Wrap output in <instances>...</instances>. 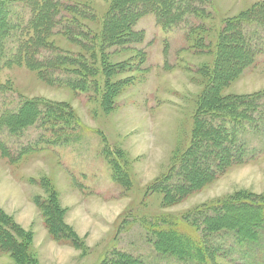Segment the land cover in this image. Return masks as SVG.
<instances>
[{
    "label": "rangeland",
    "instance_id": "obj_1",
    "mask_svg": "<svg viewBox=\"0 0 264 264\" xmlns=\"http://www.w3.org/2000/svg\"><path fill=\"white\" fill-rule=\"evenodd\" d=\"M82 2L83 10L99 18L112 5L110 0ZM256 4L260 10L254 8ZM195 5L203 8L204 17H187L184 23L168 31L160 27L155 14H148L132 28L133 32L143 34L142 42L126 34L119 45L111 48V73L117 75L111 76L110 84L124 81L130 82L131 87L116 98L117 106L109 113L101 109L96 103L99 98L89 90L103 84L106 87L103 72L86 75V85L78 92L66 86L73 80L65 71L54 70L48 74L49 80L22 66L0 72V83L11 84L9 91L0 89V116L6 111L16 112L28 101L64 104L81 125L72 132L71 124L63 123L53 129L38 121L15 136L0 128L1 146L10 154L3 156L0 150V208L3 205L9 213L26 216L23 223L34 232L35 264H103L117 251L137 256L145 264H183L160 256L148 242V225L153 224V219L182 217L186 212L227 201L237 194L264 199V51L260 48L255 63L228 84H219L225 71L215 72L218 37L225 23L242 13L254 16L244 25L247 37L253 35L251 43L264 46V17H260L264 0H200ZM29 18L30 13L16 12L10 16L16 23ZM85 24L93 34L102 32H96L98 25ZM53 40L65 52L76 51L77 45L65 36ZM97 61L95 67L101 58ZM212 91L225 98L249 99L259 95L249 100L251 108L246 119L237 121L238 124L226 126L217 115L206 117L211 128L222 126V131L226 130L225 147L215 144L211 131L198 129L197 114L208 100V104L212 101ZM214 101L209 105L212 110L216 109ZM206 107L201 110L203 113L208 111ZM35 111L36 107L27 110L28 116H34ZM64 114L68 115L66 110ZM191 146L195 160L207 159V168L196 176H187L186 184L180 185L179 158ZM109 149L110 158L105 153ZM227 150L241 155V163L224 164L221 157ZM195 160L188 164L200 170L201 166L191 164ZM43 178L51 181L59 205L66 211L64 223L72 228L84 248L57 242L49 235L38 207L41 202H35L38 197H47L44 183L39 184ZM156 184H166V190L181 188L187 196L176 205L165 206L163 192L152 191ZM24 202L26 206L22 208ZM231 259L237 257L219 260V264L240 263ZM0 264L15 263L0 255Z\"/></svg>",
    "mask_w": 264,
    "mask_h": 264
},
{
    "label": "trees",
    "instance_id": "obj_2",
    "mask_svg": "<svg viewBox=\"0 0 264 264\" xmlns=\"http://www.w3.org/2000/svg\"><path fill=\"white\" fill-rule=\"evenodd\" d=\"M198 1L200 0H110L111 8L105 16L99 18L96 14L83 10L82 0H20L15 2L18 4L0 0V72L6 68L22 66L37 72L40 77L47 80L48 74L54 70L55 72L65 71L70 75L69 80L75 81L68 82L66 86L75 92L83 91L82 86L86 85V75L92 71L103 72L107 80L106 87L104 84L102 86L105 89L102 91L101 87L89 90H93V93L99 98L100 101L96 103H99L101 109L109 113L114 111L117 106L116 98L131 87L130 82L125 83L124 81L110 84L111 76L117 75V73H111L113 70L111 48L119 45L122 42L121 38L126 34H130L140 41L142 36L143 41V34L133 32L132 28L148 14H155L160 27L168 31L184 23L187 17H204L203 8L195 5ZM255 7L256 10L259 9L258 4ZM129 10L133 11L127 14L126 11ZM16 12L30 13L29 20L21 23L13 22L10 16L15 15ZM261 14L260 17H264V12ZM252 17H254L253 14L245 12L237 18L227 21L224 31L218 37L215 72L218 73L217 69L225 71V77L222 76L221 81L218 76L216 77L219 84H228L233 79H237L255 63L259 49L264 51V46H255L251 43L252 34L248 35L249 38L245 34L244 25ZM88 22L98 25L99 30L96 32H102L96 35L87 31L85 23ZM56 36L67 37L73 45H77L76 51L61 50L53 40ZM197 40L202 43V38ZM197 46L195 45L194 49L199 53ZM108 49L109 53H107ZM51 55L53 57H50ZM100 58V63L95 67L94 62H98L97 60ZM90 62L92 64H89ZM229 63L233 64L232 68H225L224 66ZM213 81H215L214 77ZM9 83L4 86L0 83V89L4 88L9 91L11 89ZM257 97L259 95L250 96L249 99L242 96L225 98L218 97L212 91L210 98L212 101L216 100L214 101L216 109H210L209 105H213V102L208 104L209 100H206L207 104H204L200 109L203 110L208 105L205 108L208 111L203 113L200 110L197 114L200 120L197 123L200 126L198 129L203 131L206 128L211 131L213 133L211 139L215 144L225 147L228 143L226 130L222 131V126L211 128L209 123L205 122L206 117L217 115L216 118L223 120L224 124L227 123L226 126L238 124L237 121L246 119L245 114L251 108L249 100ZM223 100H226V103L223 104ZM32 107H36L35 115L29 114L28 116L27 110H31ZM65 110L68 115L64 114ZM38 121L46 123L43 124L45 127L49 125L53 129L61 127L58 125L63 123L71 124L69 127H72V132L77 130L76 126L81 127L80 120L64 104L52 106L51 104L28 101L22 104L16 112H4L0 116V128H6L15 136L36 125ZM103 140L106 142L104 137ZM0 150L3 151V156H10L8 149H3L1 143ZM193 150L194 146H191L179 158L180 185L186 184L184 181H188L187 176H196L205 170L204 168H207L204 163L207 159L195 160V154L192 155ZM111 151V149L105 151L108 158H110ZM221 158L224 164H238L241 163L242 156L233 155L227 150ZM191 159L195 160L191 164L199 165L202 168L199 170V168H195V165L188 164ZM189 166L192 169H189ZM117 170L119 171V168ZM176 170L178 169L176 168ZM174 171H172L173 174ZM42 183H44L43 186ZM39 184L46 190L47 197L45 200L38 197L35 202H41L38 207L43 213L45 227L49 235L57 242L84 248V244L79 241L72 228L64 223L66 211L60 207L58 195L51 181L43 178ZM157 185L152 191L163 192L165 206L176 205L187 196L185 192L180 191L181 188L166 190V184H164L165 186ZM153 220V224L148 225V229L151 230L148 233L150 237L147 238L155 251L162 257H170L183 264H219V260L229 261V258L234 255L237 259L231 260H239V264H264V199L262 198L251 194L245 196L237 194L227 201L215 202L191 213L186 212L182 217H156ZM177 223L178 226H176ZM33 241L34 232L31 229L25 230L13 216L0 208V255L8 256L15 264H35ZM231 263L235 264L236 262ZM103 264H145V262L130 253L117 251L113 252L110 260Z\"/></svg>",
    "mask_w": 264,
    "mask_h": 264
},
{
    "label": "crops",
    "instance_id": "obj_3",
    "mask_svg": "<svg viewBox=\"0 0 264 264\" xmlns=\"http://www.w3.org/2000/svg\"><path fill=\"white\" fill-rule=\"evenodd\" d=\"M2 207V209L5 211L6 209H5V207L3 206V205H1ZM26 206V204H25V202L22 204V208L23 207H25ZM20 207V206H19ZM29 209L31 208V207H28ZM31 210V209H30ZM29 211V210H28ZM27 211V212H28ZM5 212H7V214H9V215H11V216H13L14 217V219H15V221L20 225V226H22V227H25L26 229H29L30 228V225L28 224V225H25L24 223H23V221H24V218H26V216H24V215H22V214H24V213H22L21 215H17L16 213H13V212H11V213H9L10 211H5ZM34 212V211H33ZM16 216H18V217H16ZM22 224H24V225H22Z\"/></svg>",
    "mask_w": 264,
    "mask_h": 264
}]
</instances>
